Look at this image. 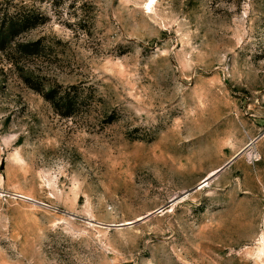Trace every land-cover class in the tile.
<instances>
[{
    "label": "rangeland",
    "instance_id": "rangeland-1",
    "mask_svg": "<svg viewBox=\"0 0 264 264\" xmlns=\"http://www.w3.org/2000/svg\"><path fill=\"white\" fill-rule=\"evenodd\" d=\"M262 242L264 0H0V264H264Z\"/></svg>",
    "mask_w": 264,
    "mask_h": 264
},
{
    "label": "water",
    "instance_id": "water-1",
    "mask_svg": "<svg viewBox=\"0 0 264 264\" xmlns=\"http://www.w3.org/2000/svg\"><path fill=\"white\" fill-rule=\"evenodd\" d=\"M252 143H253V141L250 142L244 149H242L237 154H235L225 165H223L222 167H220L219 169H217L216 172H214L211 176H209L208 178L202 180L201 183L197 186V188L200 187V186H202L203 184H206L207 182L213 180L220 172H222L226 167H228L235 160H237L245 152V150L248 149L252 145ZM160 211H161V209L156 210L155 212H153L152 214H150L148 216H151V215H153L155 213H158ZM145 218H147V217H145Z\"/></svg>",
    "mask_w": 264,
    "mask_h": 264
},
{
    "label": "bare ground",
    "instance_id": "bare-ground-1",
    "mask_svg": "<svg viewBox=\"0 0 264 264\" xmlns=\"http://www.w3.org/2000/svg\"><path fill=\"white\" fill-rule=\"evenodd\" d=\"M214 172H216V171H214ZM214 172L210 173L206 178H208L209 176H211ZM206 178H205V179H206ZM206 184H208V182H207ZM206 184H203L202 186H206ZM200 187H201V186H200ZM200 187H198V188H200ZM22 198H25V197L22 196ZM182 199H183V197H182ZM28 200H29V199H28ZM262 244L264 245V242H262Z\"/></svg>",
    "mask_w": 264,
    "mask_h": 264
}]
</instances>
